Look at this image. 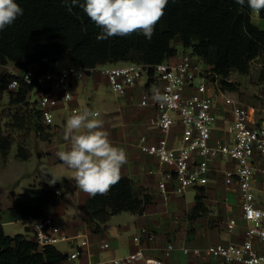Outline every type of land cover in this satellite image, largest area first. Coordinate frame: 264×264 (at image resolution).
Masks as SVG:
<instances>
[{"label":"built area","instance_id":"2783aa9c","mask_svg":"<svg viewBox=\"0 0 264 264\" xmlns=\"http://www.w3.org/2000/svg\"><path fill=\"white\" fill-rule=\"evenodd\" d=\"M88 71L104 75L111 90L119 95L136 85L144 86L139 103L152 110L149 126L154 133L140 135L137 146L161 166L157 190L164 202L190 188L206 187L221 180L234 195L235 214L227 225L230 231L239 227L238 241H219L204 248L177 247L169 242L163 248V256L181 252L207 255L216 264H264V215H253L264 213V108L255 110L230 97L223 78L191 49L177 51L173 58L153 64L120 61L87 68L72 62L40 74L34 69H14L8 90L33 85L42 122L51 125L58 109L79 112L78 107H70L74 99L72 83L84 79ZM226 81L230 83L228 78ZM153 85L170 101H153ZM224 200L227 204L228 197ZM28 220L32 239L40 248L70 238L49 214L30 216ZM78 237L82 238L80 248L70 252L66 259L73 264H165L143 246L144 242L156 240L155 231L148 227H142L140 234L133 236L137 245L134 251L97 260L89 257L83 261L84 256H89L86 247L90 243L86 235ZM100 248L106 250L110 243L103 242Z\"/></svg>","mask_w":264,"mask_h":264},{"label":"trees","instance_id":"16d2710c","mask_svg":"<svg viewBox=\"0 0 264 264\" xmlns=\"http://www.w3.org/2000/svg\"><path fill=\"white\" fill-rule=\"evenodd\" d=\"M23 8V15L0 32V65L14 62L20 70L34 69L37 74L57 68V61L66 54L72 62L87 68L99 64L134 61L159 63L177 54L172 44L177 40L185 48L203 57L228 87L226 81L233 71L246 73L250 63L264 52V27L252 20V10L235 0H169L165 15L157 23L151 40L142 34L98 40L101 29L79 7L69 12L62 0H15ZM264 20V10L259 15ZM12 73L0 74V95L8 89ZM33 85H21L10 96L13 105L32 107L24 114L13 116V126L28 127L38 137L50 139L47 125L42 122L36 103L29 102ZM30 132L14 141L0 129V155L6 162L16 142V157L28 160ZM48 181L47 178H45ZM32 187L34 203L15 202L9 208L13 221L30 216H47L46 205L55 203L59 196L47 182ZM206 187H199L193 213L205 210ZM68 191L73 194L72 189ZM153 195L136 190L133 180L121 176L106 195L88 197L83 204L84 214L94 233H100L110 218L123 211L143 215L153 203ZM68 255L55 245L40 248L24 235H8L0 224V264H64Z\"/></svg>","mask_w":264,"mask_h":264},{"label":"rangeland","instance_id":"374dc122","mask_svg":"<svg viewBox=\"0 0 264 264\" xmlns=\"http://www.w3.org/2000/svg\"><path fill=\"white\" fill-rule=\"evenodd\" d=\"M252 20L259 27H264V20L253 12ZM172 44L179 53L184 50H190L182 46L177 40L173 41ZM59 61L60 66H62L69 64L71 59L64 54L59 58ZM14 69H16L14 62L0 65V74L12 73ZM228 80L233 85V87H228L229 91L226 92L230 97L242 101L252 109L254 107L255 110H257V108H264V52H261L258 57L251 61L249 70L246 73L233 71L228 76ZM78 93L80 107L82 109H89L87 104L89 102L91 110L99 109L102 113L101 117L104 113H107L106 111L108 109L102 106V97H107L109 101L118 96L111 90L110 85L104 83V81L100 82L97 89L91 85H85V88L80 86ZM13 94V92L7 89L0 95V129L6 135H10L14 141H17L30 131L28 127L22 129L14 127L12 125L14 120L13 116L16 114H24L27 110H31L32 107L27 104H11L10 96ZM36 100L37 94L35 91H32L29 97L30 104L33 105ZM114 102L116 103L115 100ZM66 114L67 112H64V115ZM58 115L59 111H54V120H57ZM27 147L31 152V157L28 160H20L16 157V142L13 144L6 162H4V159L0 155V204L3 207H8L9 203L15 200L30 198L36 200V196L32 192L33 185L36 187L39 186L46 181V173H52L51 175L56 177L55 181H51V183H49L50 181L46 182L49 188L55 189L56 192L58 191V200L48 207L49 213L53 216L55 223L67 233H70V224L74 223L76 224L75 226H78L79 233H86L88 239H93L95 233L90 227L79 199L75 196L73 197L74 194H71L68 189L66 190L67 194L63 193L66 189V179H68V177L72 178L73 174H60V171L64 167L60 164L53 165L50 163V157L44 152L46 145L38 138L35 131L30 132ZM41 152L45 154L40 156ZM67 170V173L72 171L68 168ZM206 188V198L204 199L206 207L200 215L195 217L193 213L194 202L198 194V188L193 187L182 195L170 198L167 202H164L160 208H154L152 205H149V214L147 212L145 216L133 214L129 211H123L113 215L110 220L102 226L100 239L103 238V234H105V237L99 242L103 243L107 241L111 246L112 244L118 246L116 252L117 256L126 255L129 253L130 240L134 235L140 234L137 229L139 225H150L158 234H163L166 230L172 232L175 229L176 233H173V237H171V233H169L164 243L155 244V241L148 243L149 254L156 257H161L163 255V248L169 242L174 243L177 247L189 246L204 248L211 243L219 241H238L241 235L239 227L230 231L227 225L228 219L231 215L235 214L233 210V205L235 204L234 195L230 194L227 189L225 190L222 180L212 183L206 186ZM225 197H228L227 204L224 200ZM157 202L159 203V201ZM153 203H155L154 199ZM30 226L31 222L29 220H18L5 225V232L11 236L21 234L28 239H32L33 233L30 230ZM83 228H85L86 231H83ZM156 232L157 239L158 236ZM81 239L82 238H78V240ZM73 240L74 239L71 241ZM71 241H60L56 244V247L62 252H69ZM181 255H183V257ZM101 256L100 258H107L110 255ZM177 256L182 257L179 264H216V262L207 255L192 256L177 252L166 258H174Z\"/></svg>","mask_w":264,"mask_h":264},{"label":"clouds","instance_id":"9594fccd","mask_svg":"<svg viewBox=\"0 0 264 264\" xmlns=\"http://www.w3.org/2000/svg\"><path fill=\"white\" fill-rule=\"evenodd\" d=\"M69 12L79 7L101 29L98 40L142 34L148 40L154 35L155 26L165 15L169 0H62ZM175 3V0H172ZM241 6L245 0H235ZM248 7L259 16L264 10V0H247ZM23 8L15 0H0V32L11 25ZM14 83V82H13ZM11 87V85H9ZM152 99L167 103L170 97L162 95L153 85ZM68 94L65 96L67 98ZM110 133L105 130L100 113L85 108L73 112L66 120L63 139L67 150L56 152L62 167L72 170L76 188L91 197L106 195L121 179L122 166L127 163L126 151L114 146ZM257 218L264 213L256 212Z\"/></svg>","mask_w":264,"mask_h":264},{"label":"crops","instance_id":"0c3cea01","mask_svg":"<svg viewBox=\"0 0 264 264\" xmlns=\"http://www.w3.org/2000/svg\"><path fill=\"white\" fill-rule=\"evenodd\" d=\"M71 62L69 64H71ZM59 63L60 61L58 60L57 68H61L65 65H68V64H65V65L60 66ZM102 81L108 84L107 78L97 71H88L84 79L74 81L72 83V91L74 94V99L71 102L70 107L72 108L78 107L79 112L83 111L84 108L82 109L78 102V95H79L78 89L80 88V86L85 88V85H91L92 87L97 89L99 87L100 82ZM76 87H77V90H76ZM144 90L145 88L143 85H136L133 88H130L125 94H122V95L117 94L118 96H116L115 99H111L108 101L107 97H104V98L102 97V106L105 108H108L106 111L107 113L106 114L104 113V115L101 117L102 113L99 111V109H94V111H97L100 113V117L104 122V128L110 133L109 138L112 141L113 145L123 148L127 153L128 160H127V163L122 166L121 176H127L131 178L133 180V186L136 190L142 189L146 192L151 193L153 195L154 202H155L151 205L154 208H158V207L160 208L162 204H164V199L162 198V196L157 190V182L160 178L161 166L159 165L158 161L155 158L142 153L137 146V142H138L140 135L145 134V133L146 134L154 133V130L151 129V127L149 126V119L153 112L149 107H143L139 103L141 95L144 92ZM114 100L116 101V103L114 102ZM87 104L89 106V109L91 110L90 103L88 102ZM57 111H59V115L57 117V120H54L55 123L53 122L51 125L46 126L50 134V139L47 140V139L38 137L46 145L44 152L46 153V155L50 157V163L53 165L54 164L61 165V162L56 156V152L60 150H67L68 142L63 139V129L66 124L67 118L72 114L71 110H67L63 108L58 109ZM64 112H67V114L64 115ZM44 152L43 153L41 152L40 156L45 154ZM65 169L67 170V168L64 167L60 171V174H73L72 171L67 173ZM40 174H43V173H40ZM51 174L52 173H46L45 175L48 181H50L49 183H51V181H55L56 179V177ZM65 188L66 189L63 192L64 194H67L66 192L67 189L69 188L72 189L73 194H74L73 197L75 196L77 199H79L80 204L82 206V210H83V204L85 200L90 196L80 191L78 188H76L75 181L69 177L68 179H66ZM225 190H226V187H225ZM217 193H218V190H217ZM157 201H159V203ZM15 202L34 203L35 199L30 198V199L15 200L9 203L8 207H3L0 204V224L3 226L4 230H5V225L14 222L10 218L9 208ZM49 205H46L44 209L48 212L49 215H51L48 209ZM147 212H148V208L146 212L140 216H145ZM153 213H156V212H153ZM70 225H71L69 229L70 233H67L66 231L62 229L63 234H66L67 236L70 237L68 240H62V241L70 242L72 239H74L73 241H71L69 245L71 246L70 251L64 252L67 255L73 250L80 248L79 247L80 240H78V238L80 237H78V235L80 234L86 235V233H79L78 226H75L76 224L71 223ZM142 227H148L154 230V228L150 225H139L137 227L139 232ZM84 229L85 228H83L82 230L86 231V229L85 230ZM169 233H171L170 235L171 237H173V233H176L175 229L172 232L166 230L165 233L163 234L157 233L158 237L154 243L155 244L164 243ZM101 234L102 232L95 233L93 236V239L87 238L90 243V245L86 247L89 256L88 255L84 256L83 261H87L89 257H91V259L93 260H97V259H102L100 258L102 257L101 255H107V256L116 255L118 246H114L112 244V246L110 245V248L106 250H102L100 248V244L102 242H99V241L103 240L105 237V234H103L102 235L103 238L100 239ZM143 246L146 247V250L148 252V249H149L148 243L144 242ZM136 248H137V245L133 242V238H132L129 242V253L134 251ZM181 256L183 257V255ZM182 257L177 256L174 258H165L163 255L161 256L165 264H179L180 261L182 260L181 259ZM64 264H73V262L65 261Z\"/></svg>","mask_w":264,"mask_h":264}]
</instances>
